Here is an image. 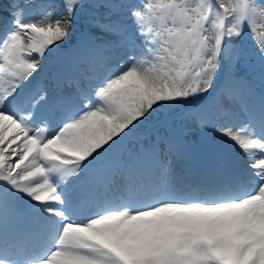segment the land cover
<instances>
[{"label": "snow or ice", "instance_id": "6c2138e0", "mask_svg": "<svg viewBox=\"0 0 264 264\" xmlns=\"http://www.w3.org/2000/svg\"><path fill=\"white\" fill-rule=\"evenodd\" d=\"M62 2L66 19L18 4L0 17V264H264V95L257 108L243 88L226 91L239 113L216 134L233 156L211 179L179 178L159 144L130 158L123 186L87 179L166 108L203 105L222 64L247 59L246 31L264 71V0H141L127 6L131 29L106 22L99 9L116 5L97 0V34L79 53L92 76L70 70L74 94L53 114L30 85L89 7ZM10 206L30 222L23 251Z\"/></svg>", "mask_w": 264, "mask_h": 264}, {"label": "rangeland", "instance_id": "374dc122", "mask_svg": "<svg viewBox=\"0 0 264 264\" xmlns=\"http://www.w3.org/2000/svg\"><path fill=\"white\" fill-rule=\"evenodd\" d=\"M24 5L22 9H26L31 13V18L39 19L47 12H52L55 17L67 18V14L63 7L62 0H22ZM97 0H86L89 7L83 9L79 15L75 25V29L71 35V39L68 42H61V47L58 51V57L64 54L63 57H67L66 61H70L71 53L75 50H79L82 44L81 42L89 35L94 36V26L91 23V17L96 13L97 9L91 7ZM101 2L111 5H116L114 9H99V12L104 13L106 16V22L108 20L125 24L128 28H133V22L128 15L127 6L130 4H139L141 0H101ZM3 3V6L1 5ZM0 2V16L6 17L8 20L12 19V11L8 9V0ZM22 3V4H23ZM5 5V6H4ZM48 5H54V7H46ZM14 9V8H13ZM134 30V29H133ZM2 31V29H0ZM93 33V34H92ZM96 34V33H95ZM105 39H107L105 37ZM243 47L248 53L246 60H243L237 64L224 63L221 66L218 74L225 71V80L215 93L211 94L209 99L210 108L214 112V120L212 123L207 121V111L200 105H193L190 103L173 104L166 108L158 117L152 121L142 125L137 129L135 138L128 139L125 143L115 152L111 158L105 163L113 169H122L118 173L116 171V178L111 180L115 184L113 186H123L128 181V174L125 172L127 168L125 164L130 161V158L139 157L141 160L145 158V155L150 151L152 145L159 144L160 148H164L168 142L181 140L176 136L181 135L184 140L188 142H204L214 141L218 144L220 153H225L231 150L226 145H223L216 134V126L218 124L226 123L233 113H239V105L236 102L231 101L226 91L229 89L239 90L243 88L246 98L248 92H252L250 99L254 105L259 106L258 95H264V71L261 70L260 62H257L252 56L251 46L257 51V41L254 35L250 32H245L242 37ZM56 58V57H55ZM57 66L61 64V61H57ZM224 66V68H223ZM82 67H84L82 65ZM85 69H87L85 67ZM41 71L38 72V74ZM38 74H34L35 76ZM218 77V75H217ZM211 91V90H210ZM69 93V94H68ZM68 97L70 90L68 91ZM66 107L69 101L64 102ZM226 103L232 106H226ZM221 104L224 107V113L216 112V105ZM203 109V111H202ZM60 112V111H59ZM176 115L171 121L162 122L166 117ZM201 115L204 119L201 120ZM150 127H154L148 130ZM191 129V130H190ZM148 131L146 134L144 132ZM126 147L123 152V147ZM131 146V148H130ZM134 157H133V156ZM179 158H173L170 160L172 168L177 170V160ZM122 162L124 163L122 165ZM121 163V164H120ZM119 165V167H114ZM175 170V172H176ZM118 177V178H117ZM88 177V181H89ZM142 179L144 180L143 176ZM116 180V181H115Z\"/></svg>", "mask_w": 264, "mask_h": 264}, {"label": "bare ground", "instance_id": "6f19581e", "mask_svg": "<svg viewBox=\"0 0 264 264\" xmlns=\"http://www.w3.org/2000/svg\"><path fill=\"white\" fill-rule=\"evenodd\" d=\"M0 2L2 3L3 0H0ZM22 3H23L22 0H8V9L10 11H14L15 9H13L11 7V5H13V4H18L20 6V8H22V6L24 5V3L23 4ZM1 5L3 6V3ZM0 17H3V16H0ZM94 30H95L94 34L92 33L93 35H95V33L97 34V31H98L95 27H94ZM105 37L107 39H116L115 36H111V35H106ZM101 55H103V53ZM51 66H53V64L49 65L48 63H46L44 65V68H43L42 71H45V70L49 69ZM84 73L87 76H92V69L88 67L86 72L84 70ZM44 79H46V80L48 79V74L45 76ZM43 80H42L41 83H44ZM85 83H88V81L85 80ZM92 83L94 84L95 80H93ZM71 86L74 89L72 90V92H70V94H74L75 86H74V84H71ZM48 87L49 86L46 85V87L43 90H45L46 92L48 90L53 92V90L49 89ZM50 88H52V87H50ZM30 90L36 91L37 90L36 84H34L33 86L30 85ZM48 95H49V93H48ZM226 106H232V105H229V103H226ZM62 107H63L62 105L58 104L56 109H61ZM52 110H53V108H52V104H51L50 105V111H52ZM55 112H56V110H55ZM169 144L173 145V147L171 149L168 148ZM174 146H175L174 142H168L165 145L164 148H161V150H164V153H165L164 158L167 161H169L173 157L175 158V157L181 156L179 153H177V151H175ZM130 148H131V146H130ZM129 158H131V157H129ZM224 166L221 164L220 166H218V168L222 169ZM120 170H122V169L115 170V169L110 168L107 164H105L103 167H101V168H99L97 170H94L90 174V179H91L90 184L103 185L104 183L115 179L116 178V174L121 172ZM116 171H118V173H115ZM126 173L128 174V171H126ZM177 175L181 179L184 176V174L181 172V170H178ZM8 227H9V231L10 232H14V233L18 232L21 235H24V234H27V233L30 232V222L27 219V217L22 213V211H20L18 206H10L9 209H8ZM30 243H32V242H30ZM26 248H28V247L23 243V244H20V247L17 250L23 251V249H26Z\"/></svg>", "mask_w": 264, "mask_h": 264}]
</instances>
